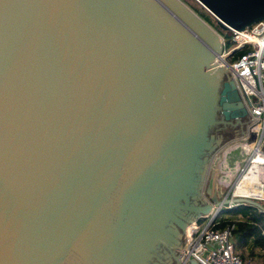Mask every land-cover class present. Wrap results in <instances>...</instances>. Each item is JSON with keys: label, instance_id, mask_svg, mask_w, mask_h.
Here are the masks:
<instances>
[{"label": "water", "instance_id": "water-1", "mask_svg": "<svg viewBox=\"0 0 264 264\" xmlns=\"http://www.w3.org/2000/svg\"><path fill=\"white\" fill-rule=\"evenodd\" d=\"M192 1L220 32L264 20ZM219 53L180 0H0V264H182L212 159L256 120Z\"/></svg>", "mask_w": 264, "mask_h": 264}, {"label": "built area", "instance_id": "built-area-1", "mask_svg": "<svg viewBox=\"0 0 264 264\" xmlns=\"http://www.w3.org/2000/svg\"><path fill=\"white\" fill-rule=\"evenodd\" d=\"M230 40L229 38L228 41ZM250 40L260 41L261 44L247 45ZM233 41L231 43L234 46L223 49L216 64L230 68L245 107L251 117L256 119L247 126L246 135L230 145H244L250 149L244 152L238 147L239 155L227 160L229 163L236 160L244 162L242 168L236 166L233 169L236 172L239 169L237 176L228 174L229 169L225 168V170L220 171V178H215L212 175V179L204 187L203 195L208 202L212 203V209L208 213L207 219L193 224L181 259L182 264H252L250 261L243 260L236 252L235 225L226 223L220 227L219 218L224 212L236 208L237 205L233 202L234 200L244 199L237 190L240 186V178L244 173L254 165L264 169V151L262 148L264 142V55L262 54L264 52V21L259 22L250 31L234 38ZM246 46L250 48L248 53L235 56V48ZM212 168H217L216 163ZM230 176H232L231 179H229ZM216 180L219 183L227 181L222 192L215 189L218 185ZM261 182L264 186V175ZM211 191L215 192L216 197L210 195ZM249 200L257 202L263 208L257 211L264 214V195L262 200L254 198Z\"/></svg>", "mask_w": 264, "mask_h": 264}, {"label": "bare ground", "instance_id": "bare-ground-1", "mask_svg": "<svg viewBox=\"0 0 264 264\" xmlns=\"http://www.w3.org/2000/svg\"><path fill=\"white\" fill-rule=\"evenodd\" d=\"M202 21L211 29V31L215 34L216 37L219 36L218 37V42L220 44V53H219V55L216 58H214V63L215 64L218 61L223 49H225V48L229 49L232 46H234L231 43V41L234 42L233 41L234 38H236L238 36H241V34L244 33V32L250 31L253 27L258 25V23H259L258 22V23L254 24V25H252L250 27H247V28H245V29H243L242 31H239V32H227V33H229L231 35L230 43L232 44L231 47L227 48V39H225V38L221 37L220 35H218V33L215 32L209 26V24L206 21H204L203 19H202ZM260 22H262V21H260ZM251 44H261V42L260 41H256V40H250V43L247 44V45H251ZM238 47H241V46H238ZM249 49L250 48L248 46H246L244 48H235V50H234L235 56H242V55L248 53ZM262 54L264 55V52ZM226 68H229V67L227 66ZM229 70H230V68H229ZM238 139H240V138H238ZM238 139H233V140L227 142L226 144H224L220 148L218 153L215 155V157L211 161V164H210L211 168H212V166L215 165V163H216V166L218 167V166L223 165L222 161L227 163V160L233 159V157H235V156L237 157L239 155L238 154V149H237L238 147L240 148V150H242L244 152H246V151H248L250 149V147L244 146V145H236V146L230 145L232 142H234V141H236ZM263 146H264V142L262 144V148H263V151H264V147ZM263 175H264V169L262 167L254 165L253 167L248 169V171L246 173H244V175L240 178V183H239L240 186L237 189L239 191L240 196H243L244 199H253L254 198V199H261L262 200L263 195H264V186H263V184L261 182V178H262ZM215 182L217 184L219 183V181H217V180ZM215 189L217 191H219V192H222V190H223V189H221V187L219 185L216 186ZM210 195L213 196V197H216V194H215L214 191H211ZM209 204H210L211 209H212V203L209 202ZM211 209H210V211H211Z\"/></svg>", "mask_w": 264, "mask_h": 264}, {"label": "trees", "instance_id": "trees-1", "mask_svg": "<svg viewBox=\"0 0 264 264\" xmlns=\"http://www.w3.org/2000/svg\"><path fill=\"white\" fill-rule=\"evenodd\" d=\"M257 212V209L250 206L234 208L221 215L219 226L223 227L226 223L235 225L236 252L240 257V252L244 250V247H250L251 255L256 249L264 260V214Z\"/></svg>", "mask_w": 264, "mask_h": 264}, {"label": "rangeland", "instance_id": "rangeland-1", "mask_svg": "<svg viewBox=\"0 0 264 264\" xmlns=\"http://www.w3.org/2000/svg\"><path fill=\"white\" fill-rule=\"evenodd\" d=\"M180 1L183 2L187 7H189L200 18H202L204 21H206L209 24V26L215 32H217L221 36H224L223 38L227 39V48H229V47L232 46V44L230 43V41H228L229 38L231 39V35L229 33L220 32L215 27V24H214L212 18L210 16H208L200 7H198L192 0H180ZM222 163H223V165L218 166L215 169H213V168L210 169V173L207 176L206 185L212 179V175H214L215 178H217V177L220 178V171L225 170V168L229 169L228 170V174H234V175L237 176L239 169L237 170V172L236 171H233V169L236 168V166H239V168H242L243 165H244V162L242 160L232 161L231 163H229V162L225 163L224 161H222ZM221 180H222V177H221ZM225 213H227V212H224L223 214H225ZM257 213L260 214V212H257ZM225 216H228V215H225ZM240 254H241V257H243L246 261L252 262V264H259V263H262L263 264L264 263V260L259 256V251L256 250V249L254 250V253L251 255L250 247H244V250L241 251Z\"/></svg>", "mask_w": 264, "mask_h": 264}, {"label": "flooded vegetation", "instance_id": "flooded-vegetation-1", "mask_svg": "<svg viewBox=\"0 0 264 264\" xmlns=\"http://www.w3.org/2000/svg\"><path fill=\"white\" fill-rule=\"evenodd\" d=\"M245 119H246V117H245ZM244 122V119L242 120V122H241V124ZM239 127H240V125L239 126H236V127H225V126H220L219 127V129H218V133L219 134H221L223 137L224 136H227V135H233V134H235L237 131H239ZM230 178H232L231 176H230ZM229 178V179H230ZM218 181V180H217ZM206 185V184H205ZM218 185L221 187V189H224V187L227 185V181L226 182H220V183H218ZM182 239H183V237H182ZM178 263L180 264V262H179V259H178ZM173 264H177V262H174Z\"/></svg>", "mask_w": 264, "mask_h": 264}, {"label": "crops", "instance_id": "crops-1", "mask_svg": "<svg viewBox=\"0 0 264 264\" xmlns=\"http://www.w3.org/2000/svg\"><path fill=\"white\" fill-rule=\"evenodd\" d=\"M218 186V185H217Z\"/></svg>", "mask_w": 264, "mask_h": 264}]
</instances>
